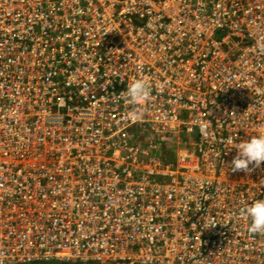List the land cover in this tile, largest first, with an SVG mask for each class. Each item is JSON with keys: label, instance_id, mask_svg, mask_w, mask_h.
I'll list each match as a JSON object with an SVG mask.
<instances>
[{"label": "built area", "instance_id": "2783aa9c", "mask_svg": "<svg viewBox=\"0 0 264 264\" xmlns=\"http://www.w3.org/2000/svg\"><path fill=\"white\" fill-rule=\"evenodd\" d=\"M259 134L264 0H0V264H264Z\"/></svg>", "mask_w": 264, "mask_h": 264}, {"label": "clouds", "instance_id": "9594fccd", "mask_svg": "<svg viewBox=\"0 0 264 264\" xmlns=\"http://www.w3.org/2000/svg\"><path fill=\"white\" fill-rule=\"evenodd\" d=\"M150 96L151 88L148 81L144 78L134 79L124 93V99L133 106L147 102ZM233 148L236 149V155L230 164L232 172L242 171L248 174L260 168L262 162H264V134L254 135L247 140H242L236 143ZM236 215L248 221L247 232L249 234L264 235V199L245 203L239 208ZM214 226L216 224L213 219L207 224L206 228Z\"/></svg>", "mask_w": 264, "mask_h": 264}, {"label": "rangeland", "instance_id": "374dc122", "mask_svg": "<svg viewBox=\"0 0 264 264\" xmlns=\"http://www.w3.org/2000/svg\"><path fill=\"white\" fill-rule=\"evenodd\" d=\"M33 264H81L78 262H67V263H63V262H51V263H33ZM88 264H95V263H88Z\"/></svg>", "mask_w": 264, "mask_h": 264}]
</instances>
